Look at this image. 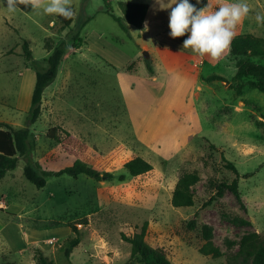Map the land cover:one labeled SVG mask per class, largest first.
Wrapping results in <instances>:
<instances>
[{
  "label": "rangeland",
  "instance_id": "374dc122",
  "mask_svg": "<svg viewBox=\"0 0 264 264\" xmlns=\"http://www.w3.org/2000/svg\"><path fill=\"white\" fill-rule=\"evenodd\" d=\"M109 1L114 14L121 17L119 3L136 0ZM214 1L210 0L211 4ZM248 1L254 2L255 12L245 22L255 23L253 31L238 25L236 36L252 33L264 38V27L257 26L254 19L257 12L264 14V0ZM72 6L76 20L64 27L57 16L32 11L30 5H19L23 12L16 13H9L6 3L0 5V15L12 18L18 30L11 37L1 35L0 50L16 43L23 50L27 41L34 59L42 66H46L45 59L50 55L47 39L74 48L73 37L81 31L82 51L61 63L59 75L46 90L41 116L30 127L34 166L39 172L59 171L74 162L75 157L47 137L48 130L55 126L76 135L96 152L106 154L119 145L126 149L108 168L114 175L112 180L53 176L42 189L25 178V161L20 160L17 168L0 181V264H42L38 249L52 264H127L132 246L122 240V234L141 232L145 222L146 241L164 249L174 264H227V257L238 251L245 234L258 232L264 236V92L246 85L243 95L237 96L230 87L237 63L250 58L230 53L217 62L185 49L194 57L183 68L187 76L164 67L159 70L152 59L156 48L179 44L183 48L189 35L171 38V9L159 10L163 21L149 22L147 31L130 26L131 32L126 33L102 12L105 0H72ZM157 9L158 5L153 4V13ZM88 16L94 18L80 29ZM51 20L63 31L52 29ZM2 31L9 29L0 19V34ZM94 32H104V38L114 41L117 48L98 51L88 37ZM144 45L149 49H143ZM137 54L141 56L139 61L122 71L115 69L122 66L123 57ZM22 56L10 55L0 61V96L6 97L0 101V123L14 128L26 127L31 108L26 102L28 80L22 84L19 75L26 66L36 74L31 62ZM251 60L264 65V58ZM141 61L144 67L136 74ZM195 61H199L198 66ZM147 62L153 67L152 74ZM214 74L224 75L226 81L206 80ZM20 91V100H16ZM135 157L146 159L153 170L131 176L124 165ZM225 159L239 172L240 200L227 191L210 204L216 186L235 178L226 168ZM188 172L200 176L193 188L195 204L175 208L171 202L173 191L181 175ZM121 175L125 180H119ZM195 213L198 228L190 230L187 223ZM204 224L212 226L215 245L223 253L221 258L199 253ZM70 225H77L81 242L67 257L70 240L77 236Z\"/></svg>",
  "mask_w": 264,
  "mask_h": 264
},
{
  "label": "trees",
  "instance_id": "16d2710c",
  "mask_svg": "<svg viewBox=\"0 0 264 264\" xmlns=\"http://www.w3.org/2000/svg\"><path fill=\"white\" fill-rule=\"evenodd\" d=\"M207 2L208 0H200L199 3H197V0H191V4L197 9L205 7ZM119 7L122 11L121 17L114 14L110 1L105 0L103 12L109 14L126 33H129L130 26H134L139 30L144 28V22L149 8L147 4L121 1ZM57 20L62 22L64 27H70L75 18L70 20L57 16ZM91 20L92 17L88 16L80 25V29H83ZM80 32L77 31L73 37V47L75 49H79L82 44V40L79 38ZM22 47L23 56L36 69V84L32 95L31 108L28 111L26 127L14 128L11 125L0 123V181L9 172L17 168L20 160L25 161V178L38 189L45 188L48 178L53 176L60 177L68 175L77 178L85 175L96 181L114 179V175L108 172V168L125 151L126 148L124 145H119L106 154L96 152L88 143L60 126L50 128L47 132V137L58 142L61 149L67 155L75 157L74 162L59 171L44 170L39 172L35 168L32 159L33 143L31 141L32 133L30 127L39 120L44 93L56 80L60 65L70 49L64 42L55 45L52 38L47 39L46 48L49 50L50 55L45 59L46 66H42L34 59L27 41H24ZM230 53L234 57L264 58V38L252 33L237 35L232 41ZM147 69L151 74L154 71L149 62H147ZM244 79H247V81H244ZM206 80L226 81V78L222 75L214 74ZM246 85L251 89L264 92V65L250 60L239 61L237 63V72L234 76L233 84L230 87L235 90L237 96H242L243 89ZM211 146L215 147L213 144ZM225 162L226 168L235 174V178L231 183H220L216 186L215 194L209 201L210 204L218 198H222L227 191L232 192L240 200V192L238 189L239 172L233 163L227 159H225ZM124 167L133 177L146 174L153 170V165L142 157H135L129 160L125 163ZM125 178V175H121L119 180L123 181ZM199 182L200 176L197 172L182 174L172 194L171 202L173 207L184 208L194 206L195 192L193 188ZM197 217L198 213H195L194 217L187 223V227L190 230L198 228ZM245 223L250 224L249 221ZM69 227L77 236L70 240V246L66 250L67 257H70L74 249L81 242L80 231L77 225H70ZM147 229L148 223L145 222L141 232L135 233L132 236L122 234V240L132 246L130 259L127 264H174L164 249L154 248L146 241ZM201 237L203 244L199 248L200 254L213 259H218L223 256L220 248L215 245L212 226L208 224L202 225ZM36 251L41 254L40 261L42 264H52L50 260L44 257L42 250L38 249ZM227 264H264V236L258 232L245 234L240 240L238 251L227 257Z\"/></svg>",
  "mask_w": 264,
  "mask_h": 264
},
{
  "label": "clouds",
  "instance_id": "9594fccd",
  "mask_svg": "<svg viewBox=\"0 0 264 264\" xmlns=\"http://www.w3.org/2000/svg\"><path fill=\"white\" fill-rule=\"evenodd\" d=\"M155 4L160 11L171 9L168 25L171 38L183 37L188 33V38L183 41V49H191L194 54L208 56L217 62L230 54L238 25L252 11L246 0H219L215 9L210 0L207 6L200 9L189 3V0H155ZM19 5H30L32 11L64 19L71 20L76 16L72 0H6L9 13L23 12ZM254 19L257 26L264 27V14L257 12ZM144 30H148L147 22Z\"/></svg>",
  "mask_w": 264,
  "mask_h": 264
},
{
  "label": "crops",
  "instance_id": "0c3cea01",
  "mask_svg": "<svg viewBox=\"0 0 264 264\" xmlns=\"http://www.w3.org/2000/svg\"><path fill=\"white\" fill-rule=\"evenodd\" d=\"M5 1L6 0H0L1 7L4 6V4L6 3ZM166 1L167 0H165V2ZM218 2H219V0H215L214 1V4H212L213 9H215L218 6ZM130 3L147 4L148 5L149 8H148V12H147L146 19H145V22H147V24L149 22H152V21H155V22H158V23L159 22L161 23V21H163L164 17L162 16V13L159 10L154 11V13H153L152 9H153V4L155 5V0L154 1L150 0V1H146V2H141L140 0H136L135 2H130ZM247 3L249 4L250 8L252 9V11L250 13V16H251V14L255 12L254 2L252 1L250 3L248 1ZM207 4H208V2H207ZM250 4H252V5H250ZM19 8L23 11V9L21 7H19ZM101 11L102 10H100L99 13H101ZM54 16H57V15H54ZM91 17H92V19L94 18V16H91ZM0 19H1L2 23L5 24L8 27V29H9V31H2L1 34H0V37H2L4 35L5 36L6 35H10V37H11L12 34H15V32L18 31L17 29H15V26L13 25L12 18H9L10 19V21H9V19L5 15L1 14L0 15ZM75 20H76V17H75ZM75 20H74V22H75ZM145 22H144V28H145ZM254 24L255 23L252 22V24L248 25V23L245 22V20H244V21L241 22L240 26L241 27L244 26V25L247 26V27L249 26L251 28L250 31H253L252 27L254 26ZM49 26L52 29L56 28L57 29L56 31H63L62 30L63 27L62 26L59 27L57 25V22L54 21V20L50 21ZM129 32H131V31H129ZM104 36H105L104 32H100V33L94 32V34H90V35L88 34V37H90L89 39H91L93 41V43L98 48L97 49L98 51L102 52L105 49H107L108 47L117 48V44H115L114 41H110V40L104 38ZM87 41H89L88 38H87ZM82 43H83V41H82ZM58 44H60V43H58ZM58 44H55V45H58ZM20 45L21 44L16 43L15 46H14L15 48L14 47H12V48L8 47L5 50H0V61L2 59H5V57H9L10 55L22 56L23 55V50H20ZM29 48H30V46H29ZM142 48L143 49H149L148 45H144V46H142ZM69 49L70 50H69L68 54H66V56L64 57V59L62 61V64L66 60H68V58L72 59V58L76 57L77 54L80 53V51H82V48L74 50L75 48H72V46H70ZM72 50H74V53L71 52ZM155 54H156L155 58H152L154 60L155 68H158L160 70V68L164 67V69H166L168 72H176V71H178L179 75H181V76H187L188 73L186 71H184L183 68H184L185 64H187L188 62H190L191 60L194 59V57L191 54V52L181 48L180 44L177 45V46H165V45L164 46L163 45L158 46L156 48V50H155ZM140 57H139L138 54L136 56H134L133 58L132 57L131 58L128 57L127 59H125L123 57L122 61H124V62L122 64V66L120 68H115V69L117 71H122V69H125L130 63L135 62V61H139ZM250 61H252L251 58H250ZM197 63H199V61H195L194 65L198 66ZM143 67H144V62H142V61L138 62V68H139L138 70H139V72H137L136 74L140 73V70ZM127 74H129V73H127ZM58 75H59V73H58ZM19 76H20L19 80L20 79L22 80V84H23V82H25V79L28 80V87L30 89V92H29V95H28V99L26 98V102L28 103V105H31V100H32V95H33V93L31 92V89H32V87L35 88L36 74L32 73V70H31L30 66H26L25 71L20 73ZM222 76H224V75H222ZM45 93H46V91H45ZM45 93H44L43 101L45 100V97H46ZM20 96H21V91L19 93H17L16 100L17 99L20 100ZM5 98H6L5 96H0V101L5 99ZM16 100H15V102H17ZM16 106L18 108V104H16Z\"/></svg>",
  "mask_w": 264,
  "mask_h": 264
},
{
  "label": "water",
  "instance_id": "95a60500",
  "mask_svg": "<svg viewBox=\"0 0 264 264\" xmlns=\"http://www.w3.org/2000/svg\"><path fill=\"white\" fill-rule=\"evenodd\" d=\"M145 56H146V57H148V56H149V54H148V53H145Z\"/></svg>",
  "mask_w": 264,
  "mask_h": 264
}]
</instances>
